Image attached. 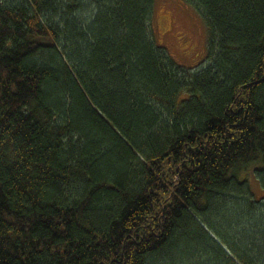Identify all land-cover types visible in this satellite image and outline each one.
<instances>
[{"label": "trees", "instance_id": "obj_1", "mask_svg": "<svg viewBox=\"0 0 264 264\" xmlns=\"http://www.w3.org/2000/svg\"><path fill=\"white\" fill-rule=\"evenodd\" d=\"M189 1L191 68L156 0H0V264H264V0Z\"/></svg>", "mask_w": 264, "mask_h": 264}, {"label": "rangeland", "instance_id": "obj_2", "mask_svg": "<svg viewBox=\"0 0 264 264\" xmlns=\"http://www.w3.org/2000/svg\"><path fill=\"white\" fill-rule=\"evenodd\" d=\"M153 27L159 42L181 66L199 67L206 62L207 27L194 3L189 0H156ZM249 181L255 196H264V188L254 172Z\"/></svg>", "mask_w": 264, "mask_h": 264}, {"label": "bare ground", "instance_id": "obj_3", "mask_svg": "<svg viewBox=\"0 0 264 264\" xmlns=\"http://www.w3.org/2000/svg\"><path fill=\"white\" fill-rule=\"evenodd\" d=\"M150 192V191H149ZM148 193V192H147Z\"/></svg>", "mask_w": 264, "mask_h": 264}]
</instances>
